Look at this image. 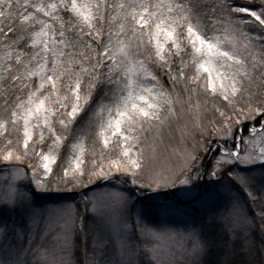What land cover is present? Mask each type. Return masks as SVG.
Here are the masks:
<instances>
[{"label":"snow or ice","instance_id":"obj_1","mask_svg":"<svg viewBox=\"0 0 264 264\" xmlns=\"http://www.w3.org/2000/svg\"><path fill=\"white\" fill-rule=\"evenodd\" d=\"M257 200L264 0H0V264H264Z\"/></svg>","mask_w":264,"mask_h":264},{"label":"rangeland","instance_id":"obj_2","mask_svg":"<svg viewBox=\"0 0 264 264\" xmlns=\"http://www.w3.org/2000/svg\"><path fill=\"white\" fill-rule=\"evenodd\" d=\"M178 136V133L176 134ZM92 137H90L89 139V146L91 148V144H92ZM168 141L166 140V143ZM172 143H175V141L173 140ZM97 147H99V145H97ZM167 157V153H164L161 158L157 161V166L158 167H164L166 166L168 163H170L169 160L166 159ZM101 185H108V182H104V181H100L98 182ZM90 188H92L93 190L91 192H89L90 196H100L103 195L104 193L107 192H114V191H122V192H127L129 190L132 189L131 185H127V186H120V185H116L115 187H111V186H104V187H97L96 185H92L90 186ZM80 191H88V189H83V190H77L75 193H60V194H52L51 196L47 195V194H38V199L40 200L41 203L44 202H48L50 201L52 198H55L57 196L59 197H67L69 202H73L76 203L77 206L79 207L80 211L82 212L84 209L83 203L82 201V197L79 195ZM153 193H145L143 191H141L140 189H135V194H134V198L138 199V202L141 206L144 207H148L151 208V205L154 203H170L172 199H174L173 197H168L167 199L165 198V196L163 194H161L160 199L159 200H150L149 197L153 196ZM242 195V194H241ZM148 199V202L151 203L150 206H145L142 202L144 200ZM142 201V202H141ZM262 205V203L257 200L254 203L250 202V206L248 208L249 212H259V209ZM190 208V209H189ZM188 211L191 210V206H189ZM174 218L176 221H181V220H189L192 217L191 216H187V215H183L181 212H175L173 213ZM257 222H259V217H257Z\"/></svg>","mask_w":264,"mask_h":264},{"label":"trees","instance_id":"obj_3","mask_svg":"<svg viewBox=\"0 0 264 264\" xmlns=\"http://www.w3.org/2000/svg\"><path fill=\"white\" fill-rule=\"evenodd\" d=\"M142 202V201H141ZM145 206H150L151 205V203L150 202H148V199H146V200H144L143 202H142ZM167 203V202H166ZM190 209V208H189ZM191 210H189V212H190Z\"/></svg>","mask_w":264,"mask_h":264}]
</instances>
